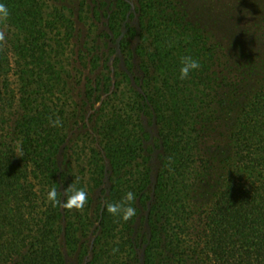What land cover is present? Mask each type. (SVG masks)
Segmentation results:
<instances>
[{"label": "trees", "instance_id": "16d2710c", "mask_svg": "<svg viewBox=\"0 0 264 264\" xmlns=\"http://www.w3.org/2000/svg\"><path fill=\"white\" fill-rule=\"evenodd\" d=\"M0 3V264H264V57L184 0Z\"/></svg>", "mask_w": 264, "mask_h": 264}, {"label": "rangeland", "instance_id": "374dc122", "mask_svg": "<svg viewBox=\"0 0 264 264\" xmlns=\"http://www.w3.org/2000/svg\"><path fill=\"white\" fill-rule=\"evenodd\" d=\"M192 20L206 25L213 38L231 52H246L264 57V0H184ZM152 146L156 137L153 123L144 119ZM156 155H151L152 176ZM153 178V177H152Z\"/></svg>", "mask_w": 264, "mask_h": 264}, {"label": "clouds", "instance_id": "9594fccd", "mask_svg": "<svg viewBox=\"0 0 264 264\" xmlns=\"http://www.w3.org/2000/svg\"><path fill=\"white\" fill-rule=\"evenodd\" d=\"M8 11L3 3H0V15L7 16ZM4 39V34L0 33V41ZM200 68L198 59L191 55H185L180 59L179 75L181 79L187 78L190 73ZM52 127H62V121L49 118ZM87 192L80 188L77 189L73 185H69L64 192L58 193L56 188H52L48 192V199L52 201L53 206H59L63 209H83L87 203ZM136 199L135 194L131 191L126 193L124 200L120 203H108L106 205L107 212L113 215H122L124 221H128L137 215V210L131 206V202Z\"/></svg>", "mask_w": 264, "mask_h": 264}]
</instances>
